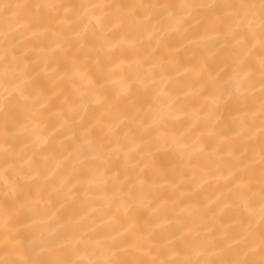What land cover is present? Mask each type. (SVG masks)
Returning <instances> with one entry per match:
<instances>
[{
  "label": "bare ground",
  "instance_id": "1",
  "mask_svg": "<svg viewBox=\"0 0 264 264\" xmlns=\"http://www.w3.org/2000/svg\"><path fill=\"white\" fill-rule=\"evenodd\" d=\"M0 264H264V0H0Z\"/></svg>",
  "mask_w": 264,
  "mask_h": 264
}]
</instances>
